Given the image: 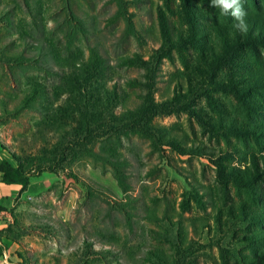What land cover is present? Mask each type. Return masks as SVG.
<instances>
[{
  "label": "rangeland",
  "instance_id": "1",
  "mask_svg": "<svg viewBox=\"0 0 264 264\" xmlns=\"http://www.w3.org/2000/svg\"><path fill=\"white\" fill-rule=\"evenodd\" d=\"M121 5L119 0H0L3 159L15 163L12 152L38 162L52 158L55 147L73 145L75 122L69 117L75 84L70 73L88 63L92 49L104 68L94 85L100 91L116 90L115 113L134 108L144 93L142 86L126 81L146 82L148 70L120 63L137 53L143 59L155 56L157 100L172 96L178 86L185 93L191 77L198 88L185 101L201 109L202 117L245 119L238 99L226 89L206 85L215 99L206 98L205 82L195 71L199 51L193 47L181 46L182 56L173 50L172 58L157 63L155 50L162 43L158 13H166L175 29H188L180 0H121ZM194 5L199 31H206L216 45L212 32L224 10L210 0H195ZM123 8L136 33L126 28ZM250 64L260 62L247 49L216 76L242 81ZM252 118L264 121V115ZM153 122L175 127L184 143L200 144L215 158L227 153L223 161L229 166L245 165L243 155L264 147V135L226 138L186 110L159 114ZM111 145L117 152L115 166L94 154ZM76 150L65 162L58 153L55 170L30 166L26 190L9 207L0 205V264H242L241 255L251 252L243 241L249 221L238 213L239 202L247 203L248 216L264 214V182L251 195L231 182L225 194L210 153L181 154L133 133L98 138ZM197 194L201 201L196 203ZM178 249L186 250L178 255Z\"/></svg>",
  "mask_w": 264,
  "mask_h": 264
},
{
  "label": "trees",
  "instance_id": "2",
  "mask_svg": "<svg viewBox=\"0 0 264 264\" xmlns=\"http://www.w3.org/2000/svg\"><path fill=\"white\" fill-rule=\"evenodd\" d=\"M247 6L243 5L241 0H210V3H217L224 10L223 21H217V27L213 28L215 38L218 43L215 45L213 39H210L206 31L200 32L197 27L198 15L197 7L194 5L195 0H180V6L183 15L187 18L188 29H175L167 19V14L163 11L158 13V23L162 39L161 46L155 50L157 54V63L164 57L172 58L173 50L178 51L181 56V46L189 45L194 50L199 51L195 71L200 74V79L205 82V96L207 99H215L206 85L217 86L223 89L239 101L244 110L245 119L224 118L215 119L213 117L204 118L201 116L202 110L193 106L194 103H186L185 99L191 94V90L198 87L195 81L189 77L186 82L187 91L183 93L182 87H176L172 96L168 95L163 99L157 100L154 95V68L153 62L155 56L150 55L149 59H143L142 55L134 53L132 56L120 58V63L125 65H138L148 70L146 75L147 81L136 83L133 79H128L129 86H142L144 93L140 95V102L134 108H124L120 113H115L116 90L110 89L100 91L99 87L94 85L101 79L104 68L101 65V57L95 51H90L88 63L80 64L79 72H71L72 80L75 84V96L70 99L72 105V122L75 125L72 129L73 145L67 147H55L57 151L52 158L38 162L22 158L14 153H10L15 163L2 159L0 161V172H2L1 181L6 184H17L20 186L19 193L26 190L29 182L30 166L34 165L37 169H54L56 155L61 153L60 162H65L68 156L72 155L73 150L93 145L98 138L109 137L119 138L130 133L138 134L147 138L157 140L159 143L171 146L181 154H206L209 155L211 162L217 169V177L221 183L225 194L228 193V184L231 182L236 188L245 190L248 195L253 194L256 185L264 182V147L261 146L258 152H252L249 155H243L246 164L243 166H229L223 161L224 155L213 157L212 151L205 149L200 144L187 145L182 137L174 131L175 127H164L153 122L155 116L162 113H170L176 110L190 111L200 120L203 125L208 126L215 133L222 132V136L228 138L233 136L242 139H259L264 135V121L256 122L252 114L264 115V0H244ZM120 7L121 5V0ZM252 6V8H251ZM122 15L125 18L126 28L129 32L136 33L135 26L132 22L131 14L122 9ZM208 34V35H207ZM207 36V37H206ZM209 36V37H208ZM205 48V49H204ZM254 50L256 58L260 65L245 66L246 76L241 80L219 79L216 72L223 66L237 59L240 52L245 50ZM261 57V58H259ZM263 59V60H262ZM22 58H16L15 61L23 62ZM193 80V81H192ZM200 80V81H201ZM197 80V82H200ZM196 82V83H197ZM262 103H261V102ZM0 147L6 150L0 142ZM73 148V149H71ZM78 150L74 151L77 152ZM103 151V150H102ZM100 158L107 161L108 164L114 165L117 160L115 146L105 147L104 152H94ZM103 155V157H101ZM48 162V163H47ZM63 164V163H61ZM60 165V164H59ZM198 194L194 196L195 202ZM247 203L244 200L239 202V211L244 218H248L249 229L243 237V241L250 246L251 252L241 255L242 264H264V214L255 212L246 215ZM229 212L235 210L230 207ZM218 218L216 222H219ZM262 226L258 227L257 225ZM255 227L253 229L252 227ZM260 228V229H259ZM187 247V249H190ZM186 249L176 251L178 255L184 254Z\"/></svg>",
  "mask_w": 264,
  "mask_h": 264
},
{
  "label": "crops",
  "instance_id": "3",
  "mask_svg": "<svg viewBox=\"0 0 264 264\" xmlns=\"http://www.w3.org/2000/svg\"><path fill=\"white\" fill-rule=\"evenodd\" d=\"M5 158L4 150L0 147V161ZM2 172H0V205L3 207H9L12 204L13 199L19 193L20 186L17 184H6L1 181ZM1 224V218H0ZM1 228V225H0Z\"/></svg>",
  "mask_w": 264,
  "mask_h": 264
}]
</instances>
